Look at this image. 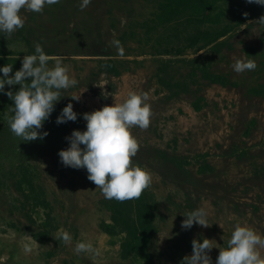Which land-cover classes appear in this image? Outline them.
Here are the masks:
<instances>
[{"label":"rangeland","instance_id":"1","mask_svg":"<svg viewBox=\"0 0 264 264\" xmlns=\"http://www.w3.org/2000/svg\"><path fill=\"white\" fill-rule=\"evenodd\" d=\"M80 3L22 10L24 27L10 38L0 33V69L13 65L10 76L40 43L65 58L78 82L62 90L40 130L49 135L32 142L15 137L6 118L15 106L6 93L20 86L0 92V264H181L192 241L204 239L215 241L216 264L237 223L264 236V26L255 23L264 5L222 0L209 22L182 8L160 21L172 0H91L83 11ZM236 59H253L257 68L238 74ZM131 92H147L153 113L147 130L131 129L140 145L133 165L152 176L145 204L105 199L86 169L65 167L58 155L70 147L66 137L87 130L83 114L123 103ZM69 103L77 121L58 125ZM199 208L209 227L182 229L184 214ZM61 229L71 245L54 238ZM78 242L100 255H76Z\"/></svg>","mask_w":264,"mask_h":264},{"label":"clouds","instance_id":"2","mask_svg":"<svg viewBox=\"0 0 264 264\" xmlns=\"http://www.w3.org/2000/svg\"><path fill=\"white\" fill-rule=\"evenodd\" d=\"M60 0H0V33L10 38L17 30L25 25L21 12L28 11L42 14L45 6L59 4ZM247 3L264 5V0H247ZM91 0H81L80 10H85ZM247 17V13H244ZM256 24L264 26V16ZM120 56L124 55V48L118 40L112 42ZM35 54L25 55L22 67L10 76L13 65L7 64L0 72V92H4L5 85H19V91H8L6 95L14 101V113L8 119L11 132L25 142L37 139L43 140L48 132L41 134L45 121L54 111L55 105L61 99L62 90L77 85V80L70 78L69 66L63 63L64 57L48 55L40 43H36ZM52 63L50 67L49 64ZM233 70L242 74L245 71H254L257 64L253 59H236L232 65ZM30 82H27L29 81ZM73 100L79 98L73 97ZM147 92L137 94L131 92L123 103L114 106H104L101 110L83 114L87 122L86 131L75 130L66 140L70 147L61 150L58 155L65 167L73 169H86L88 180L97 186L105 199L126 202L136 200L152 184L150 172L133 165L140 145L131 129L147 130L151 124L152 110L147 103ZM78 114L69 103L57 118L58 125L68 121H77ZM83 146V147H82ZM186 219L182 222V229L189 230L194 224L204 228L209 227L208 212L204 208L185 213ZM222 228V226H220ZM62 240L65 245H71L72 237L69 232L61 229L54 237ZM32 240L31 236L27 237ZM224 239V237H222ZM214 240L204 239L192 241L193 254L186 256L181 264H212L209 255L214 247ZM25 254L32 252V246L23 244ZM264 236L256 230L235 225L226 248H220L216 264H264ZM76 255L92 253L93 259L100 255L98 249L91 243L78 242L74 247Z\"/></svg>","mask_w":264,"mask_h":264},{"label":"trees","instance_id":"3","mask_svg":"<svg viewBox=\"0 0 264 264\" xmlns=\"http://www.w3.org/2000/svg\"><path fill=\"white\" fill-rule=\"evenodd\" d=\"M222 0H213L210 4L207 5H199L197 4V0H172L173 5H163L162 12L159 15L160 21H165L171 12H175V10L182 8V9H191L195 14L203 15L209 22H213L216 20L217 16L210 15L209 10L215 6L218 2ZM149 193L145 190L141 197L137 199V201L140 204L147 203V200L149 198ZM151 212L148 210V215H150ZM146 235H143L145 237ZM141 238H137L134 241L133 248H136L137 245L140 243L139 241Z\"/></svg>","mask_w":264,"mask_h":264}]
</instances>
